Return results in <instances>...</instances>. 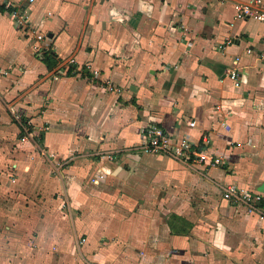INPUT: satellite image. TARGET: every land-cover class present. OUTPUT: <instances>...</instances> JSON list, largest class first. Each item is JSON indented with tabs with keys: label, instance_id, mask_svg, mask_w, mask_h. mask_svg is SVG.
Listing matches in <instances>:
<instances>
[{
	"label": "crops",
	"instance_id": "1",
	"mask_svg": "<svg viewBox=\"0 0 264 264\" xmlns=\"http://www.w3.org/2000/svg\"><path fill=\"white\" fill-rule=\"evenodd\" d=\"M246 1L0 0V264H264V216L223 196L264 198V24L236 19ZM151 123L223 164L143 153Z\"/></svg>",
	"mask_w": 264,
	"mask_h": 264
},
{
	"label": "built area",
	"instance_id": "2",
	"mask_svg": "<svg viewBox=\"0 0 264 264\" xmlns=\"http://www.w3.org/2000/svg\"><path fill=\"white\" fill-rule=\"evenodd\" d=\"M33 1L34 0H31V2ZM234 9L236 19H254L264 24V0H248L243 3H236ZM14 15L19 25H25V14L14 12ZM37 39L42 41L45 37L43 35H37ZM229 42L230 41L225 42L224 45L226 46ZM224 45L220 46V49L223 50L225 48ZM236 60L239 61V58ZM91 74L93 80L100 76L99 70H92ZM238 76L239 74L236 70L229 73V77L237 84ZM103 86L107 91L112 93L121 94L123 92V89L116 86L111 80L105 81ZM10 110L23 131L22 141L35 139L36 134L33 127L27 122H24L13 108H10ZM191 125L195 126V122H192ZM198 147L199 146L193 143L189 138H183L177 143L172 142L162 127L158 124L151 123L142 130L141 144L138 149L143 153L166 155L187 163H206L210 166L223 164V157L208 154L202 150H198ZM53 158L54 155H52V159ZM64 165V162H56L58 168L64 167ZM223 196L225 199L235 204L243 205L250 214L259 213L264 216V198L260 194H253L248 192L245 188L230 184L224 188ZM82 242H85V239H83Z\"/></svg>",
	"mask_w": 264,
	"mask_h": 264
},
{
	"label": "trees",
	"instance_id": "3",
	"mask_svg": "<svg viewBox=\"0 0 264 264\" xmlns=\"http://www.w3.org/2000/svg\"><path fill=\"white\" fill-rule=\"evenodd\" d=\"M43 62L46 64V66L52 70L54 69L55 67L58 66L59 64V60H58V57L57 55L50 49V48H47L46 52L44 53V58H43ZM91 74V73H90ZM92 74L90 75V78H92ZM24 121V119H23ZM25 122V121H24ZM42 140V137L41 135H39L38 137V141H41ZM202 147H204L203 143H200L199 147H198V150H201ZM197 150V149H196ZM264 205V204H263Z\"/></svg>",
	"mask_w": 264,
	"mask_h": 264
}]
</instances>
